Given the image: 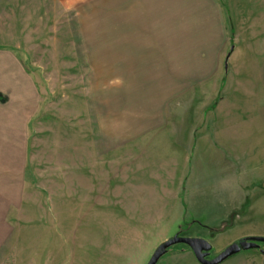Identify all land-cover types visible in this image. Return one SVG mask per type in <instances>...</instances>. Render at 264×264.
<instances>
[{
    "label": "rangeland",
    "instance_id": "374dc122",
    "mask_svg": "<svg viewBox=\"0 0 264 264\" xmlns=\"http://www.w3.org/2000/svg\"><path fill=\"white\" fill-rule=\"evenodd\" d=\"M85 14L59 0H0V47L26 65L41 95L30 126L28 203L3 264H148L179 234L208 242L212 260L240 240L264 238V59L238 44L221 60L207 89L226 87L208 92L213 107L194 124L200 133L188 158L172 155L178 166L169 181V138L139 150L140 165L132 145L120 146L116 103H102L116 99L108 86L117 81L87 65ZM158 264L200 263L179 244Z\"/></svg>",
    "mask_w": 264,
    "mask_h": 264
},
{
    "label": "crops",
    "instance_id": "0c3cea01",
    "mask_svg": "<svg viewBox=\"0 0 264 264\" xmlns=\"http://www.w3.org/2000/svg\"><path fill=\"white\" fill-rule=\"evenodd\" d=\"M250 1L241 20L239 0H59L86 12L80 36L87 65L117 81L108 86L116 99L102 103H116L124 129L119 137L126 140L120 146L139 152L135 163L142 161L139 150L169 138L173 181L178 163L172 155L188 158L190 140L200 133L194 124L214 104L208 92L226 87L207 89L221 60L238 44L264 59V7ZM25 66L13 50L0 47V264L13 240L14 220L28 203L30 126L41 108L39 85ZM230 264H264V251Z\"/></svg>",
    "mask_w": 264,
    "mask_h": 264
},
{
    "label": "water",
    "instance_id": "95a60500",
    "mask_svg": "<svg viewBox=\"0 0 264 264\" xmlns=\"http://www.w3.org/2000/svg\"><path fill=\"white\" fill-rule=\"evenodd\" d=\"M179 244L186 245L192 251L195 259L200 264H222L229 258L241 253L242 251L260 249V244H264V238H246L240 240L232 244L216 258L208 260L207 257L212 250V247L208 242L195 238H183L177 235L171 240H167L162 243L156 249L148 264H158L161 258L167 254L171 247Z\"/></svg>",
    "mask_w": 264,
    "mask_h": 264
},
{
    "label": "flooded vegetation",
    "instance_id": "af4514ba",
    "mask_svg": "<svg viewBox=\"0 0 264 264\" xmlns=\"http://www.w3.org/2000/svg\"><path fill=\"white\" fill-rule=\"evenodd\" d=\"M178 236H179V237H183L181 234H179ZM182 245H183V244H182ZM169 250H170V249H169ZM169 250H168V252H169ZM190 251H191V250H190ZM168 252H167V253H168ZM210 254H211V252L209 253V256L207 257L208 260H211V259H210Z\"/></svg>",
    "mask_w": 264,
    "mask_h": 264
}]
</instances>
